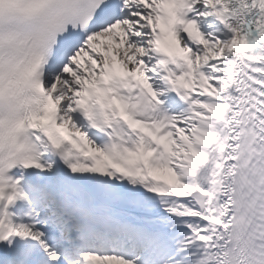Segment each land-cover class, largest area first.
I'll return each mask as SVG.
<instances>
[{
  "label": "snow or ice",
  "instance_id": "1",
  "mask_svg": "<svg viewBox=\"0 0 264 264\" xmlns=\"http://www.w3.org/2000/svg\"><path fill=\"white\" fill-rule=\"evenodd\" d=\"M0 264H264V0H0Z\"/></svg>",
  "mask_w": 264,
  "mask_h": 264
}]
</instances>
